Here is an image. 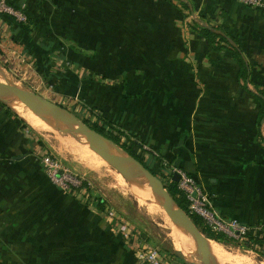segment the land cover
<instances>
[{
    "label": "crops",
    "instance_id": "1",
    "mask_svg": "<svg viewBox=\"0 0 264 264\" xmlns=\"http://www.w3.org/2000/svg\"><path fill=\"white\" fill-rule=\"evenodd\" d=\"M2 1L28 17L0 13V57L24 86L87 101L194 178L218 216L264 232V11L240 0ZM194 24L240 44L247 81ZM13 112L0 104V264H135L139 239L154 247L131 224L139 239H126L95 196L54 186Z\"/></svg>",
    "mask_w": 264,
    "mask_h": 264
},
{
    "label": "rangeland",
    "instance_id": "2",
    "mask_svg": "<svg viewBox=\"0 0 264 264\" xmlns=\"http://www.w3.org/2000/svg\"><path fill=\"white\" fill-rule=\"evenodd\" d=\"M19 73L13 65L10 66V62L6 63L4 62V58L0 57L1 82L17 86L22 93L35 94L59 104L70 110L84 122L94 123L98 120V114H95L88 107L87 101L81 103V101L76 100L72 96L59 97L56 90L49 88H35V86L33 87V85L31 86L25 83L24 86L23 82H20L21 76ZM14 110L18 113L20 120L29 132L27 133L29 137L27 139L29 140L31 138L32 140L30 159L40 163L41 154H51L65 166L80 175H85L93 184V188L90 190L91 196H95L104 201L105 208L107 207L113 210L126 224L137 227L145 234L144 238L162 252L169 254L177 252V249H175L169 239V233L165 224L166 220H170L175 236L179 233L180 228L167 216L158 202L147 196L143 190H137V187L130 185L118 173L115 164L110 163L108 160V163L106 162L104 164L103 161L105 162L104 159L106 158L101 153L97 152L89 144L77 140L67 133L61 132L60 126L54 132L38 131L32 124L37 119H28L23 117L15 107ZM42 121L50 122L48 120ZM39 141L43 145H40ZM146 158L150 162L149 155ZM150 166L152 167L151 164ZM170 172L171 168L164 166L160 174L163 177L162 182L166 187L171 182ZM133 175L135 177H142L137 171H134ZM138 193L143 194L141 198L137 195ZM206 239L207 252L215 264H264V249L262 253H257L250 249L248 242L235 239H226L218 242L210 240L207 237ZM177 242L183 246V242L180 239ZM186 242L188 243V251L190 253L182 254L192 262L202 264L193 239L188 236ZM175 256L178 258L176 254Z\"/></svg>",
    "mask_w": 264,
    "mask_h": 264
},
{
    "label": "water",
    "instance_id": "3",
    "mask_svg": "<svg viewBox=\"0 0 264 264\" xmlns=\"http://www.w3.org/2000/svg\"><path fill=\"white\" fill-rule=\"evenodd\" d=\"M0 102L14 110L15 106H25L38 114H43L60 121V131L67 133L77 140H81L96 151L100 152L116 165V170L132 186L144 191L151 199L158 202L167 216L178 223L186 236H190L194 243L197 254L202 264H215L209 256L206 247V237L196 226L190 216L180 208L167 188L157 176L152 174L142 163L131 156L126 150L114 143L109 138L92 129L78 116L67 108L53 103L44 97L35 94L22 93L13 84L0 82ZM15 111V110H14ZM134 171L142 176L135 177ZM173 180L178 183L180 176L175 174ZM188 248V243L185 242ZM177 252H181L178 251ZM183 260L188 264H196L180 253Z\"/></svg>",
    "mask_w": 264,
    "mask_h": 264
},
{
    "label": "built area",
    "instance_id": "4",
    "mask_svg": "<svg viewBox=\"0 0 264 264\" xmlns=\"http://www.w3.org/2000/svg\"><path fill=\"white\" fill-rule=\"evenodd\" d=\"M240 2L253 10L264 11V0H240ZM0 13L10 15L19 24L26 25L28 23V17L22 11L10 7L4 1L0 2ZM41 163L52 184L63 192L75 193L81 197L91 195L90 190L93 188V184L85 175H80L65 166L51 154H41ZM175 174L180 176L177 183L178 189L189 202L191 213L199 216L205 226L213 232L223 233L229 238L249 242L251 229L248 226L241 224L238 220H226L218 216L212 209L208 195L194 178L190 177L186 171L174 168L170 172L171 181ZM108 216L116 219L117 226L126 239H139L130 231L128 224L110 208H108ZM137 243L139 246L136 251L135 264H188L179 257L177 258L175 253L167 254L158 248L142 243L140 239Z\"/></svg>",
    "mask_w": 264,
    "mask_h": 264
},
{
    "label": "trees",
    "instance_id": "5",
    "mask_svg": "<svg viewBox=\"0 0 264 264\" xmlns=\"http://www.w3.org/2000/svg\"><path fill=\"white\" fill-rule=\"evenodd\" d=\"M185 10L189 9L188 5L185 3H182ZM23 25V24H20ZM194 29L197 33H199L209 44L212 50L214 51H222L224 49H229L232 52V55L239 66L240 69V79L243 81H247L249 78V71H248V65L244 60L243 57V50L240 44L231 39L229 41V36L218 34L214 30L209 28L200 27L198 24H194ZM232 41V42H231ZM257 99L261 102V119H264V91L260 92V95L257 96ZM2 106L5 107L8 113L14 114L13 110L9 107H7L5 104L0 102ZM92 129L97 131L98 133L104 135L105 137L112 140L114 143L119 145L121 148L126 150L131 156H133L136 160H138L140 163H142L152 174L157 176L160 180H163V177L160 175L164 168V163L155 157L152 154H149L142 145L138 144L137 142L133 141L131 138L126 136L122 131L117 130L113 128L109 123L105 122L102 118L98 117V120L94 123H87ZM40 145H43L41 141H39ZM150 157L149 160H146V156ZM148 162V163H147ZM152 165V167L150 166ZM169 168V167H167ZM166 187V186H165ZM170 195L173 197V199L176 201V203L184 210L190 218L193 220V222L198 226V228L203 232V234L210 240L214 241H222L232 238H229L223 233H217L213 232L209 227L205 226L203 220L195 215L192 214L189 209V202L186 200L184 194L179 191L178 184L173 180L170 182V185L166 187ZM95 201L97 202V207L101 210L105 208V202L101 199L95 198ZM249 247L250 249L256 251L257 253H262L264 249V232L258 233V234H249ZM183 262L182 255L179 252L175 253Z\"/></svg>",
    "mask_w": 264,
    "mask_h": 264
},
{
    "label": "bare ground",
    "instance_id": "6",
    "mask_svg": "<svg viewBox=\"0 0 264 264\" xmlns=\"http://www.w3.org/2000/svg\"><path fill=\"white\" fill-rule=\"evenodd\" d=\"M2 77V76H1ZM2 79V78H1ZM1 82V80H0ZM16 110L23 116V117H26L28 119H37V120H34L32 122V124L35 126L36 129H38V131H43V132H54L55 129H57L59 126L61 127V124H60V121L56 118H52V117H49V116H46V115H43V114H38L32 110H30L29 108H25V106H15ZM42 120H48L50 122H44ZM56 123V124H54ZM59 124V125H58ZM58 125V126H57ZM42 132V133H43ZM88 146V145H87ZM98 152V151H97ZM100 153V152H99ZM103 155V154H102ZM104 156V155H103ZM106 159L105 162L103 161V163L105 164L107 162V160L112 163V161L107 158L106 156H104ZM108 163V162H107ZM109 163V164H110ZM139 190V189H137ZM139 196V198L142 197V193H138L137 194ZM161 208V207H160ZM165 218V217H164ZM174 224L180 228L179 230V233L177 234V236L174 235L173 233V230H172V224L170 222V220H166V228L168 230V233H169V239L171 240V243L173 244V246L175 247V249H177L178 251H182L183 249V252L184 254H188L190 253L188 251V248L185 246V243L186 242V239H187V236L186 234L184 233V231L182 230V228L178 225L177 222L173 221ZM177 237V238H176ZM177 240H176V239ZM179 239L183 242V246L182 244H180L179 242ZM207 244V243H206Z\"/></svg>",
    "mask_w": 264,
    "mask_h": 264
}]
</instances>
